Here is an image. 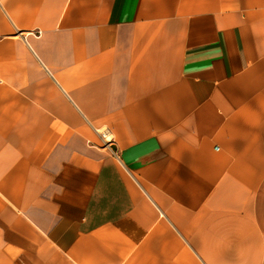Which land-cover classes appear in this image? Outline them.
Here are the masks:
<instances>
[{
  "label": "crops",
  "instance_id": "1",
  "mask_svg": "<svg viewBox=\"0 0 264 264\" xmlns=\"http://www.w3.org/2000/svg\"><path fill=\"white\" fill-rule=\"evenodd\" d=\"M0 264H264V0H0Z\"/></svg>",
  "mask_w": 264,
  "mask_h": 264
},
{
  "label": "built area",
  "instance_id": "2",
  "mask_svg": "<svg viewBox=\"0 0 264 264\" xmlns=\"http://www.w3.org/2000/svg\"><path fill=\"white\" fill-rule=\"evenodd\" d=\"M102 136H103V138H104L105 140H108V141H110V140H111V137H110V135L108 136V134H107V133H102Z\"/></svg>",
  "mask_w": 264,
  "mask_h": 264
},
{
  "label": "bare ground",
  "instance_id": "3",
  "mask_svg": "<svg viewBox=\"0 0 264 264\" xmlns=\"http://www.w3.org/2000/svg\"><path fill=\"white\" fill-rule=\"evenodd\" d=\"M109 136V135H108Z\"/></svg>",
  "mask_w": 264,
  "mask_h": 264
}]
</instances>
